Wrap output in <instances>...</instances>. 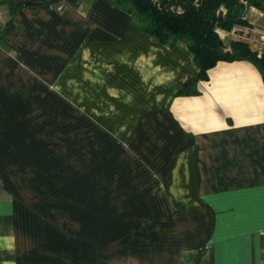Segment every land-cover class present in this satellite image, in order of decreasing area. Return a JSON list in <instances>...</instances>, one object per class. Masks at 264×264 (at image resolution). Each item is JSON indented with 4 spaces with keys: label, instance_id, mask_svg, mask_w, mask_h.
Segmentation results:
<instances>
[{
    "label": "crops",
    "instance_id": "1",
    "mask_svg": "<svg viewBox=\"0 0 264 264\" xmlns=\"http://www.w3.org/2000/svg\"><path fill=\"white\" fill-rule=\"evenodd\" d=\"M197 75L130 5L0 0V264H264V76Z\"/></svg>",
    "mask_w": 264,
    "mask_h": 264
},
{
    "label": "trees",
    "instance_id": "2",
    "mask_svg": "<svg viewBox=\"0 0 264 264\" xmlns=\"http://www.w3.org/2000/svg\"><path fill=\"white\" fill-rule=\"evenodd\" d=\"M130 5L142 27L161 43L185 39L193 53L198 75L181 88L182 94H194L198 80L218 61L247 60L264 76V49L254 50L246 41L225 44L219 29L249 28L245 17L248 7L264 10V0H116ZM11 28L9 23L5 31Z\"/></svg>",
    "mask_w": 264,
    "mask_h": 264
},
{
    "label": "built area",
    "instance_id": "3",
    "mask_svg": "<svg viewBox=\"0 0 264 264\" xmlns=\"http://www.w3.org/2000/svg\"><path fill=\"white\" fill-rule=\"evenodd\" d=\"M258 32L264 33V30H261L257 27L250 26L249 28H242V29H231L228 32V36L233 40H241L246 41L248 43L256 42L255 34ZM262 39H264V35H261Z\"/></svg>",
    "mask_w": 264,
    "mask_h": 264
}]
</instances>
